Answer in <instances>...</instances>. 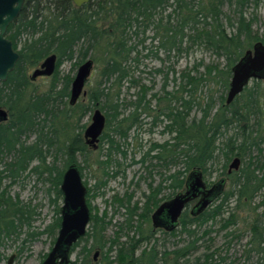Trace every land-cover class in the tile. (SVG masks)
<instances>
[{"label":"trees","instance_id":"trees-1","mask_svg":"<svg viewBox=\"0 0 264 264\" xmlns=\"http://www.w3.org/2000/svg\"><path fill=\"white\" fill-rule=\"evenodd\" d=\"M259 5L260 1L256 0H92L88 5L77 8L72 0H26L22 12L6 35L19 52L20 59L8 81L0 82V107L10 113V122L0 125V189L5 181L13 185L26 174L35 175L48 185L51 204L56 206L58 217L46 232L54 235L61 224L58 204L63 200V175L72 164H78L82 173L83 166L78 158L88 164V154L92 151L84 140L85 119L97 108L106 117V128L100 143H107L109 148L106 160L98 162V165L108 168L113 163L112 151L126 155L115 139L126 142L129 133L140 128L141 115L152 112L144 87L137 93L135 101L126 103L121 98L124 84H128L129 90L138 88V81L129 71V65H138L142 59L149 58L166 63L173 57L179 59L184 52L195 47L224 59L226 68L220 70L218 66H212L205 76L199 78L184 72L181 79L186 80V86H191V89L181 85L174 94L165 92L163 97L155 96L159 104L165 102L167 105L162 109L159 107L152 126L164 124L162 134L174 135L173 142L154 145L150 152L155 150L156 155L147 153L141 163L150 158L155 162H151V167L165 171L181 166L173 174H161L173 194L184 189L188 173L201 170L207 175L208 169L220 157L224 160L223 176L227 175V169L235 158H240L242 163V159H247L253 152L252 148L260 151V142H256L252 135L264 132V82L253 81V85L247 87L232 104H226L233 67L246 51L259 42L264 43V35L254 29L259 23L256 14ZM148 32L153 35H147ZM24 38L25 43L19 49ZM160 52L165 55L164 60L159 56ZM53 54L57 56L55 75L49 89L39 93L30 88L28 71L38 68ZM88 59L98 68L96 83L87 91L85 103L79 100L71 106L73 78L70 75L61 76L60 68L64 63L73 61H76L73 65L76 68ZM156 73H162V70ZM169 73L177 74L169 66L165 80ZM203 81L220 85V107L212 114L215 103L211 98L202 118L189 122L191 111L195 105L199 106L194 99L196 88ZM166 86H163L164 91ZM185 94L188 100L184 98ZM125 109L130 110L128 115L124 114ZM236 125L240 133L219 142ZM33 136L35 141L29 142ZM34 163L37 165L33 166ZM252 165L253 158L250 157L247 169L227 175L234 191L225 192L222 204L217 208L208 209L198 217H192L186 211L180 219L181 234L193 237L197 228L221 215L222 208L231 197L238 196L241 204L244 201L250 204L264 188V181L249 172ZM105 175L109 176L107 172ZM84 183L88 187L87 182ZM149 187L152 188V185ZM97 188L98 185L88 187L87 202L91 211L90 198ZM162 189L163 183H160L147 198L148 204L139 215L142 221L150 223V206L157 207ZM117 202L119 207L124 206L123 199ZM129 214L131 218L127 229H134L138 236L129 245H120L115 240L108 242L104 238V217L92 214L90 232L74 248L75 251L82 242L86 243L81 252L82 264L159 263L155 247L143 249L136 256L142 245L151 241L152 230L148 228L149 233L145 236L140 225L134 227L130 224L137 212L133 210ZM33 216L35 213L30 206L14 201L7 196L6 190L0 192V245L3 240L15 235L18 239L24 228L30 231ZM259 223L255 220L246 224L253 234L250 244L256 247L254 250L259 255L260 264H264V228ZM231 224L235 222L224 227ZM162 233L176 236L177 230ZM27 236L26 242L35 234L27 232ZM228 236L239 238L241 235L236 232L228 233ZM107 243L110 244L107 252L100 262L94 263L91 260L92 251L104 250ZM194 246L195 243L174 254L182 259L194 250ZM114 251L116 258L112 259L110 256ZM225 261V258L216 261L212 253L202 264H223Z\"/></svg>","mask_w":264,"mask_h":264},{"label":"rangeland","instance_id":"rangeland-1","mask_svg":"<svg viewBox=\"0 0 264 264\" xmlns=\"http://www.w3.org/2000/svg\"><path fill=\"white\" fill-rule=\"evenodd\" d=\"M252 12V10L250 11ZM256 14L259 17V23L254 28L255 31L263 36L264 35V0H260V5L256 10ZM149 36H152V32H148ZM25 43V38L19 45L21 49ZM146 53V52H145ZM159 56L164 60L165 55L161 52ZM73 62H66L60 68L61 76L70 75L73 79L76 76L79 66L76 68L73 66ZM172 66L177 74H168L167 80H165V74L168 72V67ZM212 66H218L219 69L226 68V62L224 59L216 58L211 52H208L200 47H195L184 52L179 59L172 58L169 62H161L153 58L142 59L140 64L135 65L131 63L129 65V71L133 75L134 79L138 81V88L128 89V84H124L122 88L121 98L126 102L135 101L137 93L141 87L147 90V100L150 102V115L142 114L140 117L141 126L138 130H133L129 133V138L124 141H120L118 138L116 142L120 143L122 151L126 153L124 156L122 153H116L112 151L113 163L111 166L101 167L98 162L106 160V154L108 153V144L100 143L97 151L92 150L88 154V164L82 162V158L79 157L78 161L83 166V179L87 182L89 188L98 185L97 190L92 193L94 195L90 198L92 214H97L98 217H104L106 222V232L104 238L110 242L115 240L120 245H129L134 240L138 239L135 230L127 229L128 220L130 217V211L135 210L137 214L132 217L130 224L134 227L141 226V231L147 236L149 233L148 228L152 230V223L142 221L139 217L144 211V206L147 198L151 194L152 190L157 188L160 183H163L162 192L159 194L158 199L166 200L172 197L173 191L168 188V183L163 182L161 174L168 176L175 173L181 166H173L171 169L165 171L160 168L151 167V162L154 160L147 158L145 163H141V160L150 153L151 156L156 155V151L150 152L151 148L156 144H164L166 142H173L174 135L170 133L162 134L165 125L161 124L156 127L152 126L153 117L160 109L165 108L167 103H158L155 96L163 97L165 92L176 93L181 85L188 89L191 86H186V80L181 79V74L186 72L191 77H203L206 75L208 68ZM36 68L28 71V78H30ZM161 69L162 73H156ZM98 77V68L95 67L92 73L91 79L86 86V91L90 87L94 86ZM174 78L177 80L174 81ZM53 77L39 78L38 80L31 82L32 89H35L39 93L46 92L52 82ZM167 84L165 91L163 86ZM253 85V81L248 87ZM222 89L219 84L201 82L196 88V104L195 108L191 111L189 122L193 120H200L206 109V105L209 99H213L215 103L212 114H215L216 110L220 107V96ZM184 98L188 100V95H184ZM85 103V98L80 99ZM173 106L174 103L172 104ZM129 109L124 110V114L128 115ZM141 113V111H140ZM92 116V115H91ZM91 116L85 119L86 127L91 124ZM169 123V121L167 122ZM165 123V124H167ZM264 125V120L262 126ZM254 134L252 137L256 138V142H260L259 149L252 148V153L247 156V159H242L241 167L247 169L249 165L250 157L253 158V165L250 166L249 172L252 176L257 177L259 180L264 181V132ZM240 133L239 127L236 125L233 129L229 130L227 134L220 139L219 142L226 140L231 136H236ZM35 141L33 136L29 142ZM240 142V141H239ZM248 154V152H247ZM246 154V155H247ZM37 164L34 163L33 166ZM1 169V168H0ZM224 160L220 157L212 168L208 169L207 175H204V179L208 185H213L223 176ZM228 170V169H227ZM108 173L107 177L105 173ZM189 174V173H188ZM187 174V176H188ZM102 183H106L103 185ZM231 181L227 182L225 192L234 191ZM152 185V188L149 187ZM48 185H45L40 181L37 176L27 174L21 181L16 184L10 185L9 181H5L0 192L7 191L9 196L14 201H19L21 204L30 206L33 209L35 216H33L32 228L28 231L24 228L18 239L16 235L8 240H3L0 245V264H8V260L12 256H16L12 264H41L47 254L54 247L56 239L58 237V231L54 235L47 233V227L50 226L58 217L56 212V206L51 204V196L48 194ZM123 199L124 206L118 205V200ZM222 197H220L209 208L213 210L222 204ZM246 203V204H245ZM62 206V201L58 204ZM246 207H243V206ZM222 213L212 221L202 225L199 229H196V234L193 237L181 234L180 230H177L176 236H165L162 232H151V241L142 245L141 249L137 251L136 256H139L143 249H149L155 247V250L159 253L158 264H202L207 255L214 253V259L220 261L221 258H225L226 261L223 264H260L259 255L254 250L255 246L250 244L252 239V232L247 227V222H253L259 220V226L264 228V188L255 196L253 201L248 204L246 201L241 204L238 196L228 199ZM235 222L234 225L224 227L226 224ZM91 230V223L88 227V232ZM27 232L34 233L33 238L28 239ZM241 235L239 238L228 236V233H236ZM207 233V234H206ZM39 234V236L37 235ZM92 241L89 242L91 244ZM195 243L194 250L182 259H178V256L174 253L187 248ZM85 242L76 248L72 255V261L77 264H82L81 252L85 246ZM110 246L106 244L104 250H94L91 254V260L94 261V255L97 251L100 253L97 257V262H100ZM110 258H116V251H114ZM262 262V261H261Z\"/></svg>","mask_w":264,"mask_h":264},{"label":"water","instance_id":"water-1","mask_svg":"<svg viewBox=\"0 0 264 264\" xmlns=\"http://www.w3.org/2000/svg\"><path fill=\"white\" fill-rule=\"evenodd\" d=\"M92 0H73L77 7L89 4ZM260 1V0H256ZM26 0H0V82L8 81L9 76L15 71L20 59V54L13 47V43L7 38L10 25L19 17ZM57 56L55 54L46 58L35 69L31 80L40 77L49 78L56 72ZM94 62L86 60L79 66L70 89V105H76L81 98L87 96L86 86L94 72ZM264 82V43H257L232 69L230 89L227 95V105L241 95L252 81ZM8 114L0 109V122L6 121ZM106 128V117L97 108L91 116V124L86 127L84 138L87 146L97 151L100 139ZM241 159L235 158L229 165V173L238 171ZM227 180L222 178L209 186L201 170L191 171L186 180L184 189L173 199L162 204L152 216L154 229H162L173 232L179 227L180 218L191 202L198 200L192 208L191 216L197 217L206 212L214 202L225 193ZM209 186V187H208ZM61 192L63 195L60 207L61 224L54 247L42 264H73L72 255L78 242L86 237L91 223L92 213L87 197L88 187L84 183L78 164H72L65 171ZM97 256V255H96ZM14 256L9 260L12 263ZM129 264V263H127Z\"/></svg>","mask_w":264,"mask_h":264},{"label":"flooded vegetation","instance_id":"flooded-vegetation-1","mask_svg":"<svg viewBox=\"0 0 264 264\" xmlns=\"http://www.w3.org/2000/svg\"><path fill=\"white\" fill-rule=\"evenodd\" d=\"M72 2H73V0H72ZM73 5L75 6V7H77L75 4H74V2H73ZM86 5H88V4H86ZM85 6V5H84ZM84 6H82V7H84ZM77 8H79V7H77ZM81 8V7H80ZM55 75V74H54ZM53 75V76H54ZM52 76V77H53ZM40 78H45V77H40ZM50 78V77H49ZM39 79V78H38ZM38 79H36V80H38ZM30 80H31V78H30ZM35 80V81H36ZM31 82H34V81H32L31 80ZM2 83V82H1ZM0 109H3V110H5L6 112H7V114H8V118H7V120L6 121H3V122H0V125H6V124H8L9 122H10V113H9V111L6 109V108H3V107H0ZM84 140H85V138H84ZM100 141H101V139H100ZM85 143H86V141H85ZM240 167H241V165H240ZM239 167V168H240ZM233 172H236V171H232V173H229V167H228V170H227V175L228 176H231L232 174H233ZM227 175H224V179H226L227 180V182L229 181V178H228V176ZM227 185V184H226ZM209 186H211V185H209ZM208 186V187H209ZM169 188V187H168ZM170 189V188H169ZM178 194V193H177ZM177 194H173L172 195V197H170V198H167L166 200H160V202H159V204L157 205V207L156 208H154L153 206H150V208H151V210H152V212H151V214H150V222L152 223V231L153 232H166V231H164V230H162V229H154V226H153V221H152V216H153V214L156 212V210L162 205V204H164L165 202H167V201H170L171 199H173ZM224 196V195H223ZM222 196V197H223ZM197 202H198V200H196V201H194V202H191L189 205H187V207H186V209L184 210V212H183V214L186 212V211H188L189 213H190V215H191V211H192V208H194V206L197 204ZM147 204H148V200L146 201V203H145V206H144V208L147 206ZM213 205V204H212ZM90 208V207H89ZM91 210V209H90ZM145 210V209H144ZM144 212V211H143ZM91 213H92V211H91ZM183 214H182V216H183ZM181 216V217H182ZM198 217V216H197ZM181 219V218H180ZM179 226H180V223H179ZM179 229V227L176 229V230H178ZM175 230V231H176ZM59 231V230H58ZM174 232V231H173ZM166 233H172V232H166ZM52 250V249H51ZM50 253V252H49ZM48 253V254H49ZM48 254H47V256H48ZM99 252L97 251V253L94 255V263H97V257L99 256ZM97 255V256H96ZM47 256L45 257V259L47 258ZM16 258V256H14V258H13V260H12V263H13V261H14V259ZM44 259V260H45ZM10 260V259H9ZM9 260H8V263H9ZM44 260H43V262H44ZM42 262V263H43ZM11 263V264H12ZM41 263V264H42ZM127 264V263H126Z\"/></svg>","mask_w":264,"mask_h":264}]
</instances>
